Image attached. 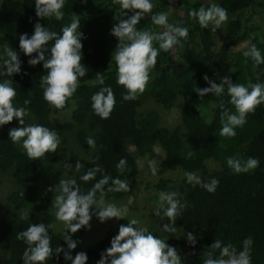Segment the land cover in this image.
Instances as JSON below:
<instances>
[{"label": "trees", "instance_id": "trees-1", "mask_svg": "<svg viewBox=\"0 0 264 264\" xmlns=\"http://www.w3.org/2000/svg\"><path fill=\"white\" fill-rule=\"evenodd\" d=\"M205 1L151 0L154 8L136 25L138 30L161 32L159 26L152 24L151 16L167 12L169 7L176 5L182 13L180 16H168V21L187 27L189 36L186 40L181 38L180 47L176 46L168 53L160 50L146 91L137 100L123 101L122 95L126 89L116 82L117 65L111 58L118 44V38L110 34L111 29L124 18L119 16V5H114L112 0H87V3L65 0L62 9L64 18L57 21L54 18L42 20L37 17L35 0H0V72L3 71V60L7 59L6 50L9 47L18 53L22 62L20 74H13L12 77L0 75V82L12 79V87L17 92L13 100L15 107L25 106V99L31 100V104L27 105L31 124L46 126L56 131L61 139L68 134L74 140V146L79 148L89 147L86 143L88 137L95 139L96 148L91 151L87 163L71 177L76 179L82 192H87L101 178L98 173L95 180L84 182L80 179L83 172L94 167L91 161L96 160L97 156L99 160L96 163L104 168V174L111 177L119 175L116 165L121 158H125L126 173L120 174V178L129 181L130 189V181L137 173L135 159L150 152L154 146H159L162 157L156 164L158 173L154 183L158 191L146 198L147 215L161 219L153 213L161 192L181 194L180 198L187 207L176 221L177 234L178 231L183 232L187 239V233L192 232L196 238L195 245L187 240L183 264H203V253L210 250L209 246L215 239L224 244H233L239 252L243 247L242 241L248 237L253 240L252 264H264V104L258 106L254 114L248 115L247 123L242 128H236V137L225 138L219 134L221 112L225 109L230 113L236 111L229 103L227 85H224L225 92L219 97L206 94L201 98L195 92L198 87H210L203 78L205 74L215 83H222L221 79L227 76L233 83L246 87L262 81L264 64L253 67L251 59L245 62L243 52L250 44H256L264 56V24H252L249 20L250 14L264 15V0H215L217 5L227 10L230 17L219 44L213 38L211 27L202 29L198 21L189 15L193 9L205 8ZM73 18L81 21V63L85 64L88 74L80 78L79 88L63 109L67 110L68 116L66 120L60 121L57 115L63 110L50 108L40 87V77L47 75L48 70H44L43 62L34 67L28 64L31 57L21 51L19 37L27 34L30 38L37 22L55 31L58 36L62 35V28L70 25ZM243 41H246L244 48L232 53L229 51L233 44ZM54 42L49 41L48 47ZM153 46L158 49V42H153ZM97 72L105 77L104 85L94 83ZM107 86L114 92L116 105L109 119H101L94 114L91 96ZM148 98L164 107H176L179 122L169 129L159 124L155 110L139 111V102ZM14 127H22L16 118L0 126V177L8 185L4 196L6 206L0 211V253L4 254L0 264H23L22 254L27 245L17 240L16 234L32 223L47 225L53 220L49 211L51 195L41 192L38 184H46L54 177L56 161H61L63 166L71 163L73 167L77 162V148L74 147L46 153L41 160H29L22 146L10 140L8 133ZM189 152L192 153L191 158L187 156ZM228 157L242 160L253 157L259 160V166L248 173L236 174L226 163ZM208 159L216 163L215 169L205 167L204 162ZM174 166L187 173H195L203 182H209L213 177L218 179L216 191L209 193L198 184L188 183L186 177L175 182L162 175ZM127 193H107L106 198L119 199ZM25 209L29 210L30 218L21 220V210ZM163 220L169 221L166 217ZM129 221L125 217L118 219L99 240L85 248L80 245V236L84 231L81 228L72 234V239L78 243L71 250V255L74 257L83 251L88 256L86 264H97L101 253L111 246V239L118 234L119 226ZM136 227H146L156 237L163 239L151 225ZM64 231L49 229L53 250L59 246L67 250ZM163 240L176 249L182 246V239L175 235ZM218 255L217 250L214 257ZM46 264H72V261L65 260L62 251L54 253Z\"/></svg>", "mask_w": 264, "mask_h": 264}, {"label": "clouds", "instance_id": "clouds-1", "mask_svg": "<svg viewBox=\"0 0 264 264\" xmlns=\"http://www.w3.org/2000/svg\"><path fill=\"white\" fill-rule=\"evenodd\" d=\"M87 3V0H80ZM114 5H119V16L124 17L115 23L111 29V35L118 38L114 58L117 65V84L126 89L122 95L123 101H134L146 91V87L151 79L150 73L157 65V57L160 50L168 53L180 44V39H187L189 29L179 25H174L168 21V13L160 12L151 16L152 24L160 26L164 30H138L139 24L145 15L152 12L154 4L151 0H112ZM65 0H35V14L42 20L55 19L63 20L65 13L62 9ZM131 13V15H129ZM189 15L196 19L202 29L210 28L215 32L217 28L228 21L227 10L217 4H212L205 9L200 7L193 9ZM127 17V18H125ZM81 21L73 18L70 25L62 28V35L55 31H50L46 26L37 22L34 25V34L29 38L27 34L19 37V47L21 51L31 57L28 60L30 66H36L43 62L47 75L40 77V87L43 89V98L50 108L63 110L68 100L73 96L80 86V78L88 74L82 60V37L80 31ZM55 41L49 48V41ZM153 42H158L159 48L153 46ZM33 53L37 55L33 56ZM7 59L3 60V71L0 75L12 77L13 74H20L21 61L18 53L11 47L6 50ZM243 56L251 59L257 67L264 64V56L256 46L250 44ZM26 74V73H25ZM204 80L210 87L199 88L195 91L201 98L206 94H214L217 97L225 92L224 85H227V94L230 97L229 103L235 107V113L228 110L221 112L220 136L234 138L237 135L236 128H242L247 123L249 114H254L256 108L264 104V83L257 82L248 85L233 83L230 77H223L222 83H215L205 74ZM94 83L104 85L105 77L101 72L95 75ZM251 88V91H249ZM17 92L12 87V79H5L0 82V126L6 125L16 118L22 127H14L9 130V137L13 144L21 145L25 150L29 160H41L46 153L57 152L61 138L54 130L40 124H29L26 121L30 118V99L24 100L23 107H15L13 100ZM91 107L94 114L101 119H109L116 105V98L110 86L102 87L100 91L91 96ZM223 108V104H221ZM86 143L89 149L95 150L96 142L92 137H88ZM191 158L192 153L187 154ZM99 160V157H96ZM92 160L94 167L87 169L80 176L84 182L96 179L97 174L101 178L87 191L82 192L76 179L60 178L59 183L52 191L55 194L52 200V207L55 211L57 221L64 224L63 239L67 244V250L60 246L53 250L51 247V236L49 229L53 224H30L27 229L16 234V239L23 241L27 247L22 254L23 264H46L54 253L64 252V259L71 260L72 264H86L88 256L81 251L73 257L71 250L77 247L78 241L72 239V234L81 228H91L90 221L95 214L100 222L109 219L124 218V213L115 204H105L107 193L129 192V181L120 178V174L126 173L127 161L121 158L116 165L119 175L111 177L104 174V168ZM228 167L236 174L248 173L259 166V160L249 157L242 160L238 157H228L226 160ZM64 167L69 171L73 169V164L66 163ZM84 167L79 160L75 163V170L81 171ZM149 167L152 175L158 173L155 161L150 160ZM188 183L198 184L209 193H214L219 185V180L212 178L209 182H203L195 173H185ZM99 193V199H97ZM24 196V193H22ZM179 192H161L159 199L153 209L156 217L163 219L166 217L170 222L163 225V230L175 234L177 231L176 221L182 216V210L187 207L181 200ZM95 205L98 211L93 213L92 206ZM163 212V216H161ZM29 210H21L20 219L28 220ZM139 224L137 219H131L126 225L121 224L118 234L111 239V246L101 253V258L97 264H183L181 256L175 247L166 243V240L156 237L149 232L146 227H136ZM108 230V229H107ZM187 240L195 245L196 238L192 232L187 233ZM242 250L237 252L236 247L231 244H224L221 240L215 239L209 246V251L204 252L203 264H252L251 237L242 241ZM219 251L218 257L214 253ZM0 253V258L3 257Z\"/></svg>", "mask_w": 264, "mask_h": 264}, {"label": "rangeland", "instance_id": "rangeland-1", "mask_svg": "<svg viewBox=\"0 0 264 264\" xmlns=\"http://www.w3.org/2000/svg\"><path fill=\"white\" fill-rule=\"evenodd\" d=\"M212 4H216L215 0H206L205 1V9L209 8ZM168 16L172 15H178L182 13L180 7H177L174 5L173 7H169L168 11ZM0 17H1V10H0ZM232 17H236L233 15ZM230 17L228 16V20ZM249 20L253 24H264V15L262 14L261 16L258 15H249ZM171 23V21L169 22ZM226 23L221 26V28H217L215 32H212L213 38L217 44L220 42V37L221 34L224 30ZM0 28H1V18H0ZM160 31L162 32L164 29L160 27ZM246 44V41L243 42H237L236 44H233L229 51L232 53L236 50H240L244 48ZM0 45H1V30H0ZM4 46V45H2ZM180 47V44L177 45ZM1 47V46H0ZM263 72V78L261 83H264V65L262 68ZM149 99V100H148ZM141 100L138 105V110L139 111H145L147 109H152L155 110L158 114L159 117V124L164 125L168 127L169 129H172L177 122H179V117H178V111L177 108L174 106L170 107H164L160 105L159 103L155 102L154 99L148 98ZM68 116L67 110H63L62 112H59L57 117L58 119L61 120H66ZM27 123L31 124L32 118H30L26 121ZM77 148V160L85 166L87 163L89 156L91 154V149L89 147L87 148H79V146L75 147L74 146V140L72 137H70L68 134L63 136L61 139V144L59 146V151L61 152V148ZM130 150L131 147H130ZM63 156V153H62ZM162 157V152L159 146H154L153 149L150 152H146L142 156H138L136 160V166H137V173L134 176V178L130 181V189L129 192L122 198L119 199H108L105 197V204H115L116 207H118L123 213L124 217L128 218L129 220L131 219H137L139 221V224L137 226H143V225H151L154 227V229L160 233L159 235L164 239L167 238L168 236H177L182 239V246L177 248L178 254L181 256L182 261L184 263V254L186 253L187 247L184 248L187 245V239L185 238V234L183 232L177 231L175 234H170L166 231L163 230V225L166 223H169L170 221L163 220V219H155V218H150L147 215V202L146 198L149 197L151 194L157 192L158 190L154 187V183L157 181V175L153 176L151 169L149 167V162L150 160H154L155 164H157L158 161H160ZM55 165V174L54 177L48 181L46 184L39 183L38 184V189L41 192H48L51 195V202H50V207L49 211L52 214L53 220L52 223L54 225L53 229L55 231H64V224L62 222H59L55 218V209L52 207V200L55 194V189L54 193L52 191H47L49 188H54L60 181V178H71L72 175L76 172L75 166L73 167L72 171L67 170L61 161H56L54 163ZM204 165L207 169H215L216 163L210 159L205 160ZM185 171L181 170L179 167H172L165 171L162 175L166 178H169L175 182L179 181L182 178H185ZM147 185V188L145 189V184ZM8 191V185L6 182L2 180L0 177V211L6 206L4 196L6 192ZM168 193V191H166ZM99 209L96 208L94 205L92 208L93 213L95 211H98ZM118 219L112 218L107 220L106 222H100L98 217L93 214L92 219L90 221L91 228H84L83 233L80 236V245L82 248L87 247L88 245L93 244L95 241L99 240L105 233V231L111 227H113ZM188 255V254H187Z\"/></svg>", "mask_w": 264, "mask_h": 264}]
</instances>
